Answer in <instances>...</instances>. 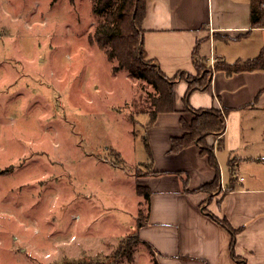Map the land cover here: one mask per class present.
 Masks as SVG:
<instances>
[{"label": "rangeland", "instance_id": "374dc122", "mask_svg": "<svg viewBox=\"0 0 264 264\" xmlns=\"http://www.w3.org/2000/svg\"><path fill=\"white\" fill-rule=\"evenodd\" d=\"M96 24L92 0H0V264H153L132 240L157 93L99 46ZM236 154V176H264V147Z\"/></svg>", "mask_w": 264, "mask_h": 264}, {"label": "crops", "instance_id": "0c3cea01", "mask_svg": "<svg viewBox=\"0 0 264 264\" xmlns=\"http://www.w3.org/2000/svg\"><path fill=\"white\" fill-rule=\"evenodd\" d=\"M146 6L147 58L169 78L182 71L198 74L196 49L201 60L212 66L222 60H251L264 52V27H253L251 17L253 9L264 7V0H147ZM188 86L189 81L179 76L175 110L160 113L156 122L147 125L153 160L150 169L145 161L136 165L152 170L136 173V189L141 184L151 190L148 221L137 228L141 244L151 248L147 257L153 264H264V176L235 174V186L231 177L225 186L220 167L222 159L235 158L236 163L248 159L236 154L241 149L264 147V136L262 144L257 137L264 134V69L231 74L215 69L208 87L194 90L189 98L191 109L229 110L222 146L218 139L222 135L207 137L221 169V185L212 191L201 187L215 178L217 169L199 144L171 151L172 138L185 132L181 118L190 121L194 116L184 99ZM137 195L144 201L138 190ZM209 212L238 229L235 254L240 261L233 256L232 233Z\"/></svg>", "mask_w": 264, "mask_h": 264}, {"label": "trees", "instance_id": "16d2710c", "mask_svg": "<svg viewBox=\"0 0 264 264\" xmlns=\"http://www.w3.org/2000/svg\"><path fill=\"white\" fill-rule=\"evenodd\" d=\"M147 0H92L93 13L96 16V28L93 38L100 47H104L111 55L118 57L121 65L129 69L131 74L141 77L146 81L154 84L157 95L153 97V108L147 112L151 114L150 123H154L158 115L164 112H172L175 110L174 86L179 76L189 81V86L185 92V101L189 110L194 112L193 118L188 121L184 117L181 118V124L184 125L185 132L182 135L173 137L171 146L172 152H179L182 148L193 145L195 143L201 146V153L208 155L212 165L217 169L215 178L202 189L212 191L213 188H219L221 182V169L218 164L215 147L209 143L207 137L210 134L216 136L222 135L219 139V145L222 146L223 134L227 128L226 115L229 110H220L215 108L209 109H191L188 105L189 98L194 90L206 89L212 81V73L215 69L226 70L231 74L237 71H252L253 69H264V52L247 61H237L234 63L225 60L216 61L214 66L204 61L198 56L195 50L194 60L198 65V74L191 75L185 71L179 72L175 77L169 78L160 69L152 59L147 58L145 51L143 20L146 14ZM252 26L264 27V7L255 8L251 12ZM205 64V66H204ZM209 64V65H208ZM137 121V120H136ZM148 146V145H147ZM236 159L232 158L230 163H235ZM147 166H151V161ZM232 187L235 186L234 177L236 168L231 167ZM137 174L151 173L152 170L145 171L143 167L137 166ZM138 193L144 197V201L150 206L151 190L144 185L137 184ZM149 208V207H148ZM148 214V213H147ZM146 219L142 217L137 221V228L144 225ZM213 217L226 229L232 233V251L237 261H240L235 254V239L238 229L234 228L230 221L226 218L210 213ZM140 217V216H139ZM135 243L141 242L138 233L133 237ZM129 243L126 245L128 257L133 258V253L129 250ZM81 264V263H80ZM85 264V263H84ZM239 264H244L241 261Z\"/></svg>", "mask_w": 264, "mask_h": 264}]
</instances>
